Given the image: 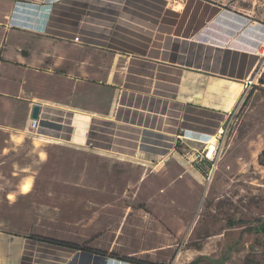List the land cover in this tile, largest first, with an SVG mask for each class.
I'll use <instances>...</instances> for the list:
<instances>
[{
    "label": "rangeland",
    "instance_id": "374dc122",
    "mask_svg": "<svg viewBox=\"0 0 264 264\" xmlns=\"http://www.w3.org/2000/svg\"><path fill=\"white\" fill-rule=\"evenodd\" d=\"M3 1L7 11L10 0ZM217 1L222 10H238L255 27H264V0ZM14 34L5 36L6 51L16 53L18 42L38 59L46 51L65 62L57 77L44 72L15 74L18 79L8 83L11 91L20 86L27 96L35 92L65 99L66 92L56 89L72 84L67 77L72 66L67 64L69 57L77 65L84 60L102 61L87 70L102 79L109 71L105 63L110 55L68 46L53 48L29 34L16 41ZM255 42L260 49L248 45L243 51L246 58H253L251 67L258 62L251 80L245 79L251 84L217 127L224 134L209 186L180 159L183 151L195 148L192 145L172 146L168 139L156 138V145L145 141L143 148H157L154 152L162 155L153 157L152 151H144L149 155L140 160H120L104 147L69 146L54 140L47 129L56 126L43 113L38 127L45 131L43 135L28 128L16 138L0 139V230L73 245L84 253L94 249L121 262L120 258L144 264H264V41ZM98 81L91 84L102 87ZM79 94L72 97L79 104L98 103L108 110L107 86L94 92L99 102Z\"/></svg>",
    "mask_w": 264,
    "mask_h": 264
},
{
    "label": "crops",
    "instance_id": "0c3cea01",
    "mask_svg": "<svg viewBox=\"0 0 264 264\" xmlns=\"http://www.w3.org/2000/svg\"><path fill=\"white\" fill-rule=\"evenodd\" d=\"M181 3L10 0L7 11H3L5 2L0 0V103L7 104H0V139H13L27 131L32 108L37 105L60 132L51 133L54 140L69 146L104 147L120 160H140L149 155L144 151H152L153 157L162 155L154 152L157 148H143L145 141L156 145V138L168 139L172 146L178 143L201 149L202 144L178 137L185 130L210 135L223 125L249 85L245 79L251 80L258 66L257 62L256 67H251L254 60L246 58L243 51L248 45L261 48L255 40L264 41V27H255L238 10H222L217 0ZM177 5L181 9L173 11ZM12 31L16 41L29 34L53 48L68 46L110 55L112 58L103 62L109 71L102 79L99 74L97 77L87 72L88 65L100 66L102 61L84 60L78 66L74 57H69L67 64L72 66L67 77L72 84L56 89L66 92L65 99L35 92L27 96L20 86L11 91L8 83L18 79L15 74L26 76L30 71L37 76L44 72L57 77L65 62L60 56L55 60L46 51L38 59L30 48L18 42L16 53L6 51L5 36ZM75 35H79L80 43L72 41ZM94 79L111 91L108 110L100 109L98 103L88 107L72 98L80 91L77 97L99 102L94 92L99 93L102 87L92 85ZM11 99L15 106L9 102ZM18 109L20 120L16 123ZM180 159L184 162L182 156ZM0 264L128 263L0 230Z\"/></svg>",
    "mask_w": 264,
    "mask_h": 264
},
{
    "label": "built area",
    "instance_id": "2783aa9c",
    "mask_svg": "<svg viewBox=\"0 0 264 264\" xmlns=\"http://www.w3.org/2000/svg\"><path fill=\"white\" fill-rule=\"evenodd\" d=\"M72 41L74 43H80L79 35H75ZM251 84V83H249ZM42 110L39 112V118L36 121L30 120L29 128L34 131H38L40 125V115ZM224 134V129L219 128L213 135L199 134L196 132L183 131L178 137L179 140H185L189 142H197L203 145L201 149L189 148L187 151H183L182 158L192 168L197 170L203 180L204 185L209 186L212 182L215 171L216 161L219 152V142Z\"/></svg>",
    "mask_w": 264,
    "mask_h": 264
},
{
    "label": "trees",
    "instance_id": "16d2710c",
    "mask_svg": "<svg viewBox=\"0 0 264 264\" xmlns=\"http://www.w3.org/2000/svg\"><path fill=\"white\" fill-rule=\"evenodd\" d=\"M31 239H33V238H31ZM33 240L44 242V243H48V244H51V245H57V246H60V247H65V248H68V249L78 250L77 247H75L73 245L65 244V243H60V242L51 241V240L45 241V240H41V239H33ZM85 252L91 253V254H95V255H100V256H106L105 254L97 252V251H94L92 249L91 250L90 249L85 250ZM113 258H116V257H113ZM120 260H122L124 262H128V263H132V264H144V263H141V262H135V261H133L131 259H128V258H120Z\"/></svg>",
    "mask_w": 264,
    "mask_h": 264
},
{
    "label": "water",
    "instance_id": "95a60500",
    "mask_svg": "<svg viewBox=\"0 0 264 264\" xmlns=\"http://www.w3.org/2000/svg\"><path fill=\"white\" fill-rule=\"evenodd\" d=\"M39 112H40V107L35 105L33 108H32V111H31V114H30V118L33 120V121H36L38 118H39ZM98 257V256H97Z\"/></svg>",
    "mask_w": 264,
    "mask_h": 264
},
{
    "label": "bare ground",
    "instance_id": "6f19581e",
    "mask_svg": "<svg viewBox=\"0 0 264 264\" xmlns=\"http://www.w3.org/2000/svg\"><path fill=\"white\" fill-rule=\"evenodd\" d=\"M173 11H178V9H176V8H174V10ZM264 49V48H263ZM249 83H250V81H249ZM44 111H42L41 112V115H42V113H43ZM47 114V113H46ZM41 115H40V118H41ZM40 122H41V120H40ZM56 125V124H55ZM38 128V127H37ZM48 131H50V132H52L53 134H55V133H60L59 131H57V129H47ZM38 131L41 133V135H43L42 133H45V132H41L39 129H38ZM49 138V137H48ZM52 139V138H51ZM24 192L25 191H27V189L26 188H24V190H23ZM96 259H101V257H97ZM102 260V259H101Z\"/></svg>",
    "mask_w": 264,
    "mask_h": 264
}]
</instances>
